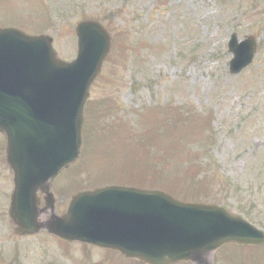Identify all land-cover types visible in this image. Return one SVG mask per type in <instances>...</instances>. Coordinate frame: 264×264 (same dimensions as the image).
Here are the masks:
<instances>
[{
    "label": "rangeland",
    "instance_id": "rangeland-1",
    "mask_svg": "<svg viewBox=\"0 0 264 264\" xmlns=\"http://www.w3.org/2000/svg\"><path fill=\"white\" fill-rule=\"evenodd\" d=\"M85 20L102 24L112 45L90 89L83 160L61 174L53 189L57 202L84 183L98 187L124 177L182 201L226 207L264 230V0H0V28L48 35L66 61L75 56V26ZM233 32L258 43L238 76L228 74ZM100 145L107 148L102 152ZM157 152L167 156L160 154L165 165L155 168ZM4 165L0 161V264L124 263L93 247L102 256L76 258L78 247L16 238L4 211ZM13 245L20 246L19 261L9 256ZM208 259L264 264V249L223 247Z\"/></svg>",
    "mask_w": 264,
    "mask_h": 264
},
{
    "label": "water",
    "instance_id": "water-1",
    "mask_svg": "<svg viewBox=\"0 0 264 264\" xmlns=\"http://www.w3.org/2000/svg\"><path fill=\"white\" fill-rule=\"evenodd\" d=\"M77 57L56 59L51 39L0 29V133L14 173L9 215L18 233H35L37 189L78 157L88 88L109 49V38L96 22L76 27ZM256 43H228L230 72L250 64ZM68 241H83L120 252L145 264L190 261L209 264L224 244L261 245L264 233L224 208L183 204L166 194L107 187L77 194L62 217L46 223Z\"/></svg>",
    "mask_w": 264,
    "mask_h": 264
}]
</instances>
